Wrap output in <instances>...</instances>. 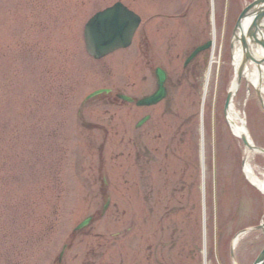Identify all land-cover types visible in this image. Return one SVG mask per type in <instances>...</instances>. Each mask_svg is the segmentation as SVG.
<instances>
[{"label":"rangeland","instance_id":"1","mask_svg":"<svg viewBox=\"0 0 264 264\" xmlns=\"http://www.w3.org/2000/svg\"><path fill=\"white\" fill-rule=\"evenodd\" d=\"M116 1L0 0V264H234V236L264 221V193L245 176V146L224 109L241 3L124 0L142 16L133 43L95 60L85 23ZM212 11L218 63L203 100L213 50L184 62L213 36ZM158 66L169 73L164 101L115 100L153 92ZM100 87L113 94L82 105ZM235 103L264 147V109L245 79ZM256 163L264 167L263 154ZM87 216L91 224L75 231ZM260 233L241 236L238 264H252Z\"/></svg>","mask_w":264,"mask_h":264},{"label":"water","instance_id":"2","mask_svg":"<svg viewBox=\"0 0 264 264\" xmlns=\"http://www.w3.org/2000/svg\"><path fill=\"white\" fill-rule=\"evenodd\" d=\"M249 15H254V20L250 24L247 32L243 34L242 21L246 16ZM113 20L119 22L121 26L120 34L116 36V38L111 39L110 41L104 44H98L97 42H95L93 40V31L96 28L97 24L100 21L110 22ZM263 20H264V0H255L247 8L244 9L243 13L241 14L237 22L234 31V39L241 44L244 54L242 64L236 74V79H238L239 82L241 80V77L243 76V70L249 61H253L259 67L261 63H264V58L263 57L260 58L257 55L254 56L251 50V43L253 44L260 43L264 46V39L258 38L256 34L261 27H264V25L262 24ZM138 22H139V18L135 16L132 12H130L121 2H118L111 8H107L106 10L97 13L91 19V21L88 23L86 27V41L89 52L95 57H101L118 47H122V46L124 47L129 45L133 33L138 25ZM210 44L211 42H208L206 45L197 48L190 56L189 60L192 59L199 51L206 49ZM158 75H159V90L152 96L139 99L137 101V104L152 105L157 103L161 98H163L166 95L167 90L164 85L166 81V73L165 71L159 69ZM103 91L108 92L109 90L96 91L95 93L90 95V97L102 93ZM232 96H233V90L231 88L228 94L226 109L229 106ZM120 97L127 101H134L132 97L127 95H120ZM243 139L244 142L247 143L245 136H243ZM89 221L90 218L85 220L81 226H85ZM254 264H264V249L258 256V258L255 260Z\"/></svg>","mask_w":264,"mask_h":264},{"label":"bare ground","instance_id":"3","mask_svg":"<svg viewBox=\"0 0 264 264\" xmlns=\"http://www.w3.org/2000/svg\"><path fill=\"white\" fill-rule=\"evenodd\" d=\"M211 17L213 19V23L215 22V16H214V11L211 12ZM243 24H242V33H246L251 22H252V18L248 17L246 19H243ZM262 24L264 25V20L262 21ZM215 25V23H214ZM212 32H216V29L214 28V30H212ZM257 36L258 38H264V27H261L258 31H257ZM252 48H256L255 52L257 55H259L260 53H264L263 49L264 46L260 43L258 44H252L251 45V49ZM214 49V48H213ZM260 49V50H258ZM243 48L240 46L239 43H236V47L234 48V57H233V66L235 69H238L241 66V62L243 60V53H242ZM259 51V52H258ZM209 66L208 67V71H207V75H206V81L204 84V92H203V98L205 96V93L207 95V91H208V87L207 86V81L210 80L211 78V74H212V68L213 65L215 63H218L217 58L215 57L214 54H211V58L209 60ZM263 74V78H261L260 80H264V68H261L260 70ZM245 75H247V77L250 79V83L251 86L255 87L258 84V80H259V74L260 72H258L256 67L253 66H246L245 70L243 71ZM236 84L237 81L234 83V90H236ZM259 86H261L262 90H261V95L264 96V85L262 86V83H259ZM259 94V96H261ZM204 100V99H203ZM261 102L264 105V98L261 97ZM204 101L202 102V106H201V114L202 116H204ZM227 119L229 121V124L231 126V129L233 130V132L237 135L241 136H245L247 138L248 144H246L245 146V157H244V173L245 176L247 177V179L253 183L258 190L262 191L264 193V167H260L257 163L256 160L258 159V151L259 148H255L254 146V141L252 140V138L250 137V134L245 126V121H244V115L242 114V112L238 109L236 103H235V98H233V100L231 101V103L229 104V107L227 109ZM204 117L201 119V125H200V159H201V166H202V188H203V195L202 197H205L206 195H204V190H205V186H206V153H205V131H204ZM264 153V152H262ZM203 208L205 209V205L203 203ZM207 242V238L205 243ZM238 242V240H237ZM236 243V241H235ZM205 254L207 255V247L205 248ZM207 264V263H206Z\"/></svg>","mask_w":264,"mask_h":264},{"label":"snow or ice","instance_id":"4","mask_svg":"<svg viewBox=\"0 0 264 264\" xmlns=\"http://www.w3.org/2000/svg\"><path fill=\"white\" fill-rule=\"evenodd\" d=\"M121 26L118 21H100L93 31V40L104 44L120 34Z\"/></svg>","mask_w":264,"mask_h":264}]
</instances>
